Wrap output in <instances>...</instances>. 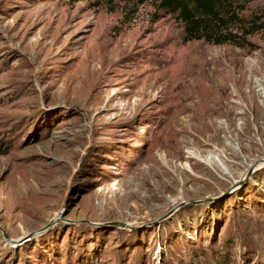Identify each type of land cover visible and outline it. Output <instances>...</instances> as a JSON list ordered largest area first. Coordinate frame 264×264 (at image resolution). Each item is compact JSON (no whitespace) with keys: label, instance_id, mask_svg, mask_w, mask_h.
I'll use <instances>...</instances> for the list:
<instances>
[{"label":"rangeland","instance_id":"1","mask_svg":"<svg viewBox=\"0 0 264 264\" xmlns=\"http://www.w3.org/2000/svg\"><path fill=\"white\" fill-rule=\"evenodd\" d=\"M158 4L0 0V264H264V30Z\"/></svg>","mask_w":264,"mask_h":264},{"label":"trees","instance_id":"2","mask_svg":"<svg viewBox=\"0 0 264 264\" xmlns=\"http://www.w3.org/2000/svg\"><path fill=\"white\" fill-rule=\"evenodd\" d=\"M158 9L174 15L184 27L186 42L204 40L214 45L233 44L244 48L248 36L264 30L257 21L244 25L233 11L238 0H157ZM232 23H241L242 34L229 31Z\"/></svg>","mask_w":264,"mask_h":264}]
</instances>
